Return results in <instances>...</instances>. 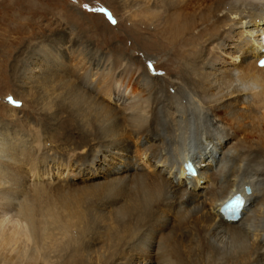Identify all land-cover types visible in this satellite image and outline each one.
Here are the masks:
<instances>
[{
  "label": "bare ground",
  "instance_id": "obj_1",
  "mask_svg": "<svg viewBox=\"0 0 264 264\" xmlns=\"http://www.w3.org/2000/svg\"><path fill=\"white\" fill-rule=\"evenodd\" d=\"M110 1L106 4L113 7L114 0ZM114 2L121 4L120 12L128 14L127 23L142 14L145 23L151 22V31L170 45L173 77H147L145 67L152 64V58L112 59L110 65L90 60L93 72L84 71L88 83L79 86L57 72L53 63L60 58L52 48L48 51L43 46V52L28 53L19 82L23 86L34 83L46 96L45 105L56 103L55 112L42 131L46 133L33 140L0 132V264H142L145 260L128 256L129 251L123 252L125 258L118 251L135 247L133 253L141 256L151 246L160 262L147 260L146 264H264V67L256 65L263 57L264 0ZM159 8L166 14L160 28L153 23L159 18ZM77 50L68 47L61 52L69 56ZM224 57L239 58V64L223 67ZM121 61L125 62L121 74L114 77ZM100 74L110 77L112 86L132 92L126 97L116 93L126 106L122 123L113 119V107L90 94L89 80ZM240 105L246 110H240ZM59 112L77 114V145L84 148L91 165L99 163L105 171V191L112 205L106 221L115 223V228L130 226L140 238L134 240L127 230L126 240L131 239L126 242L116 232L114 244L112 231L111 244L95 249L83 242L77 229L80 219L74 220L71 212L76 210L69 211L67 202L58 207L42 202L41 188L36 187L32 197H20L19 187L24 183H18L15 169L26 163L34 167L36 163L28 161L34 152L41 173H51L55 158L50 157L52 149H45V139L61 127L55 119ZM132 134L143 137L139 153L146 159L145 166L127 156L124 141ZM40 154L46 156L41 159ZM111 159L116 162L109 163ZM187 161L197 176L184 169ZM146 166L151 167L150 174ZM126 190L129 197L123 202L119 195L124 196ZM235 194L246 197V203L238 220L227 223L220 208ZM166 211L171 223L162 216ZM155 227L171 229V235L168 232L164 241L153 244Z\"/></svg>",
  "mask_w": 264,
  "mask_h": 264
},
{
  "label": "rangeland",
  "instance_id": "obj_2",
  "mask_svg": "<svg viewBox=\"0 0 264 264\" xmlns=\"http://www.w3.org/2000/svg\"><path fill=\"white\" fill-rule=\"evenodd\" d=\"M114 1L113 3L112 0L110 1L113 7H108L106 2H109V0H0L1 134L4 132L3 134H7V137L18 136L17 134H19L21 138L23 137L25 139V137H30L33 140L41 133H46L42 131L47 130V122H51L54 119L51 117V113L55 112L54 104L56 103H53L51 107L45 105L48 100L44 99L46 96L42 94V91L40 92L35 86H32L34 83L30 85H28V83L23 86L18 79L21 73L20 71L25 63V57L28 53L30 54L32 51L43 52V46H45V50L48 49L49 51L52 48L51 52L58 53L60 60H56L53 63V66H58L57 72L61 73V75L65 76L67 80L71 81L73 84L76 82L75 84L79 86L82 82L88 83V78H86V73H84V71H88V75L90 72H93L89 70L91 69V65L89 64L91 61L109 64L113 61L112 59H123L125 57H132L131 59L135 61H143V59L152 58L151 61L154 62H152V70L145 67L147 77H173L170 72L171 65L169 62V59L172 58L170 45L166 44V40H164L161 35H156L151 31V22L145 23L142 19V14H137L131 22L132 24L127 23L126 18L128 14L120 12L121 4L115 3ZM85 4L92 10H86L83 7ZM149 4H151V2ZM101 9H107L116 23H111L107 15L102 12ZM152 9L153 8H150V10ZM158 15L159 18H156L153 23L155 22L156 27L158 26V28H160L164 26L163 18L166 14L159 8ZM153 43H158L160 47H156ZM73 45L74 47H72ZM68 47H70V49L78 48L80 51L77 50L75 53L72 52L69 56L64 55L61 51ZM218 51L220 50L218 49ZM59 52L61 53L59 54ZM241 58L245 59L243 56H241ZM236 59L234 58L232 60L224 57L226 63L222 66L232 68L233 65L236 66L239 64V58ZM76 63H79V65H76ZM121 64V67L115 66L114 77H118V75L121 74L120 70L125 62L121 61ZM64 69H66L68 73H66ZM109 71H112V68L109 69ZM106 76H101L100 74L95 78H93L94 76L90 78L89 82H92L91 88L93 89V92L91 91L90 94L94 96V98L97 97L96 99L99 100V102L101 101L102 104L106 103L111 106V108L113 107V119L117 121V123H122L121 120L124 118L123 112H125L126 106L122 105V102L118 101V98H120L122 94H125L124 97L129 96L132 92L129 88L125 89L124 86H112L110 84V77L108 78ZM124 77L126 79L128 78V76ZM101 78L106 84L103 85ZM132 79L134 80V77H132ZM110 86L112 87L110 88ZM107 87L110 89L107 90ZM136 92L137 91L134 90L133 93L137 94ZM116 93L120 97L116 96ZM8 97L18 100L20 102V107L11 104L8 101ZM43 105L45 106L43 107ZM23 106L25 107L23 108ZM121 107L122 109H120ZM239 108L240 110H246L244 105H240ZM42 109L44 110L42 111ZM55 119L57 120L56 122L62 123L61 127L58 130L55 129L56 131L53 135L51 134L50 137L48 136V138L45 139V149H47V151L52 149L51 154L53 156L50 157L55 158L53 163L54 166L52 163L48 164L50 167L53 166L50 168L51 173L49 176H45L41 173V166L39 161H37V157L39 159V156L34 152L31 158H28L29 162L36 163L34 167H28V163H26L22 165V167L19 166L18 169H15L16 173H18L16 176L20 175V178L17 179L18 183H24L23 186H25L23 187L20 185L19 187L21 191L20 197H32L35 194L34 190L36 187L41 188L42 202H48L49 204L51 203L52 206L57 205V207L63 201L67 202V205L69 204V211L72 209L76 210L71 212V215L75 217L74 220L76 221L77 218L80 219L78 221L80 222V226H78L77 229L83 234V242L85 241L86 245L90 244L91 247L93 246L95 249L104 243H106V245H108V243L111 244V242L116 244L115 236H117V233L121 234V236L124 235L120 237L121 240L124 239L126 242H129L131 238L126 240L127 230L130 232V237L136 240L141 234L139 233L138 235L135 229H132L130 226H126L125 228L121 226L122 224L120 226L116 225L115 228V223L111 224L109 221H106V219L110 217L109 213L111 212L112 205L111 199L107 198L105 191L107 183L105 171L101 166H98L99 163L91 165L90 160L85 158L83 153L84 148L79 144L77 145L76 140H78V132L75 129V126L79 124L77 114L59 112ZM71 129H73V131ZM70 134H72V136ZM142 141L143 137L132 134L131 136H127L124 142L127 150H129L127 153L128 158L131 157L133 163L142 161L141 166H145L146 159L139 153L143 149ZM71 147H73V149H71ZM133 148L134 150H132ZM65 149L67 151H63ZM44 152H46V150ZM44 152L42 153L44 154ZM40 156L42 159V157L46 155L42 156L40 154ZM110 161L112 162L109 163L116 162V160L112 159ZM43 167H46V165ZM151 171V167H145V172H147V174H150ZM202 183L203 181L200 180L199 184L202 185ZM123 195L124 196H122V194L119 195V198H121L123 202L127 201L129 191L126 190ZM160 210L162 209H159V212ZM168 213L169 212L166 211L162 216L165 217L164 220H167V223H171V216ZM103 220L106 222L103 223ZM185 227L186 226H183L181 228L182 231H184V229L186 230ZM155 229L156 231L152 239L153 244L159 240L164 241L168 232H170L171 235V229L166 230L164 227L160 229L155 227ZM111 232L113 233V238L110 242L109 236H111ZM179 234L177 228H175V235L178 237ZM145 235L146 232L144 236ZM115 247L116 245L112 248ZM134 248L124 251L120 249L118 254L121 252L123 258H125L124 253L129 251V254H127L128 256H136L140 260H145L142 264L148 263L147 260L160 262V259L153 255L152 246L148 247L144 254L141 253V256L135 254L136 252L133 253L135 250ZM114 256L115 258L117 256L121 257V255ZM114 259H112V261H114ZM123 261L124 260L121 262Z\"/></svg>",
  "mask_w": 264,
  "mask_h": 264
},
{
  "label": "snow or ice",
  "instance_id": "obj_3",
  "mask_svg": "<svg viewBox=\"0 0 264 264\" xmlns=\"http://www.w3.org/2000/svg\"><path fill=\"white\" fill-rule=\"evenodd\" d=\"M86 10L91 11L92 9L89 8L87 4L83 6ZM102 12H104L107 15V18L109 21L113 24L116 23L115 19L112 17L111 13L107 11V9H101ZM261 66H264V61H260ZM149 70H152L153 65L151 63L148 64ZM8 101L13 104L16 107H20V102L18 100H14L12 97H8Z\"/></svg>",
  "mask_w": 264,
  "mask_h": 264
},
{
  "label": "water",
  "instance_id": "obj_4",
  "mask_svg": "<svg viewBox=\"0 0 264 264\" xmlns=\"http://www.w3.org/2000/svg\"><path fill=\"white\" fill-rule=\"evenodd\" d=\"M246 193L249 194L250 190L248 188L245 189Z\"/></svg>",
  "mask_w": 264,
  "mask_h": 264
}]
</instances>
